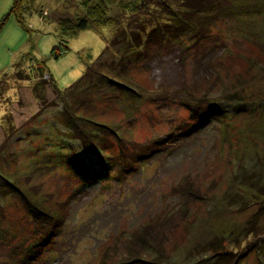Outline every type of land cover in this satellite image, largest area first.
<instances>
[{
	"label": "rangeland",
	"instance_id": "rangeland-1",
	"mask_svg": "<svg viewBox=\"0 0 264 264\" xmlns=\"http://www.w3.org/2000/svg\"><path fill=\"white\" fill-rule=\"evenodd\" d=\"M104 1L116 23L76 29L101 0H24L27 29L0 0V168L45 212L1 192L0 264H197L217 237L236 264H264L250 233L264 225V0H221L202 33L150 38L133 90L61 94L103 52L124 55L114 33L133 28L136 1ZM64 105L99 132L89 152Z\"/></svg>",
	"mask_w": 264,
	"mask_h": 264
},
{
	"label": "trees",
	"instance_id": "trees-1",
	"mask_svg": "<svg viewBox=\"0 0 264 264\" xmlns=\"http://www.w3.org/2000/svg\"><path fill=\"white\" fill-rule=\"evenodd\" d=\"M23 1L24 0H14L10 12L15 15L16 20L20 24L27 27L22 14ZM101 1L102 2L98 5L90 6L86 16L75 22L73 27L76 29H84L89 22L95 26L115 24L116 19L113 16H106L107 6L104 0ZM134 1H136V3L130 1L128 3L129 5H124L125 9H133V12L129 15L136 16L135 22L130 25H133V28H131V30L124 28V30L122 29L117 31L115 29L116 32L114 33L115 40L126 42L123 52L124 55L118 60L112 59L107 62V59L103 58L105 53L103 52L88 66L86 71L72 87L68 90L58 89L59 93L64 94L67 93V91H71V89H76L77 87L86 89L88 85H93V83L97 84L98 82H104L108 86H115L120 89L133 90L127 83L126 79L129 70L128 67L134 57L140 58L143 56L146 52L147 43L150 38L156 37V39L159 38L162 41L173 43L174 40L180 38L183 40V37L186 36L187 33H194V35L202 33L210 19V16L215 14L221 6V0ZM59 24H63L65 26L62 27L67 28L69 26V20H60ZM116 26H118V24ZM27 29L29 28L27 27ZM52 52L55 56H58L59 54V51L55 49ZM225 96L230 99L234 97V94L229 93ZM237 108L238 107H235V110H238ZM64 110L67 122L74 131V134H76L77 138L82 140L83 144H86L85 147L84 145L82 146L84 150L88 151V149H91L89 144H92L95 141V138L98 139V141L101 139L98 135L99 132L97 130H86L83 128V123L85 120L87 121L88 118H84L82 115L72 112L68 105H64ZM99 125H102L103 127V124ZM107 129L112 133H116V131H114L111 127L108 128L107 126ZM69 154L72 155L69 156V161L73 164V168L75 170L81 168L83 169V167L89 168L90 173H92V168L98 170L97 166L99 164H87L86 162L81 161V159L76 158L78 156L77 154L75 155L73 152ZM258 190L263 191V188H259ZM1 192H12L20 196L26 205V209L30 213H33L32 215L35 213L45 214V212L37 205V201L33 199L29 193L20 189L19 186L4 176L0 168V194ZM258 227L257 229L255 227V229L252 228L250 233L261 234V236L264 235V225H260ZM222 240L223 237L220 239L217 237L216 240L211 241L207 245L201 247L197 246L194 249V253H191V256L196 257L198 255L202 256V254H205L203 259L198 261L205 264H236L237 260L240 259V256H237V252H234L232 248H227L228 244L232 245L230 240L227 242L223 240V243H221ZM194 254L196 255L194 256Z\"/></svg>",
	"mask_w": 264,
	"mask_h": 264
},
{
	"label": "bare ground",
	"instance_id": "bare-ground-1",
	"mask_svg": "<svg viewBox=\"0 0 264 264\" xmlns=\"http://www.w3.org/2000/svg\"><path fill=\"white\" fill-rule=\"evenodd\" d=\"M122 163H123V162H122ZM75 165H76V164H75ZM121 165H122V164H121ZM81 170H82V168H81ZM90 177H91V176H90ZM90 177H89V178H90ZM39 207H40V205H39ZM43 208H44V207H43ZM27 214H28V213H27ZM27 216H28V215H27ZM29 216H30V215H29ZM36 227H37V226H36ZM39 229H40V228H39Z\"/></svg>",
	"mask_w": 264,
	"mask_h": 264
}]
</instances>
